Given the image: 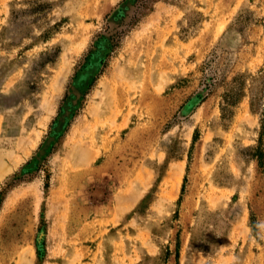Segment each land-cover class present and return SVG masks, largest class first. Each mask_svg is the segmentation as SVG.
<instances>
[{"label":"rangeland","instance_id":"1","mask_svg":"<svg viewBox=\"0 0 264 264\" xmlns=\"http://www.w3.org/2000/svg\"><path fill=\"white\" fill-rule=\"evenodd\" d=\"M122 1L0 0V264H264V0Z\"/></svg>","mask_w":264,"mask_h":264},{"label":"trees","instance_id":"2","mask_svg":"<svg viewBox=\"0 0 264 264\" xmlns=\"http://www.w3.org/2000/svg\"><path fill=\"white\" fill-rule=\"evenodd\" d=\"M131 1L132 0L122 1V3L109 14L108 18L116 22L118 28L122 26V18L125 17ZM112 32L115 33V31ZM115 36L116 34L112 36L101 34L92 41L90 49L83 56L82 61L79 63L70 80L66 103L62 105L57 117L53 120L46 138L47 140L41 145L40 152H50L53 148V140L59 138L64 133L67 123L73 115V109L77 106V103L73 102V99L78 100L88 93L96 77L101 73L105 65L106 58L115 43ZM40 154L41 153L38 155ZM38 162L39 156L34 157L29 164L22 168L21 172L24 174L32 172L34 168H36Z\"/></svg>","mask_w":264,"mask_h":264}]
</instances>
